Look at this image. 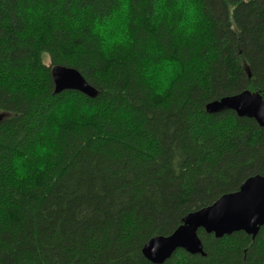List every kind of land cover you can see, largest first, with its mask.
Returning <instances> with one entry per match:
<instances>
[{"label": "trees", "instance_id": "obj_1", "mask_svg": "<svg viewBox=\"0 0 264 264\" xmlns=\"http://www.w3.org/2000/svg\"><path fill=\"white\" fill-rule=\"evenodd\" d=\"M198 2L195 47H179L166 23L154 26L155 0H130L132 45L105 58L89 29L74 32L68 21L77 8L90 9L91 22L116 0H0V264H151L146 243L264 176V129L232 111L206 112L244 91L264 99V0ZM29 9L43 14L30 23ZM154 44L207 68L156 97L139 72ZM54 66L76 69L99 95L55 94ZM69 98L96 113L59 120ZM198 236L205 257L178 250L164 264H264V227L254 240Z\"/></svg>", "mask_w": 264, "mask_h": 264}, {"label": "water", "instance_id": "obj_2", "mask_svg": "<svg viewBox=\"0 0 264 264\" xmlns=\"http://www.w3.org/2000/svg\"><path fill=\"white\" fill-rule=\"evenodd\" d=\"M249 77L251 74L247 70ZM54 93L77 91L88 98H96L99 91L87 83L73 68L55 66L51 71ZM233 111L239 118L255 120L264 128V99L258 93L244 91L226 96L206 105L209 115ZM6 115H0V123ZM264 226V176L248 178L240 189L219 198L212 206L188 214L182 225L167 237L150 240L143 249V255L152 264H164L172 255L182 249L191 255L205 257L198 231L214 234L220 239L237 232H245L254 240Z\"/></svg>", "mask_w": 264, "mask_h": 264}, {"label": "clouds", "instance_id": "obj_3", "mask_svg": "<svg viewBox=\"0 0 264 264\" xmlns=\"http://www.w3.org/2000/svg\"><path fill=\"white\" fill-rule=\"evenodd\" d=\"M129 5L130 0H116V7L107 15H97L91 22L87 18L90 9L73 8L75 19L68 21V27L74 32L88 28L90 38L96 42L99 52L107 58L116 50L128 49L132 45L128 27ZM154 8V26L166 23L179 47H195L201 42L202 20L198 0H172L171 5L169 0H155ZM42 14V9H29V22H34ZM206 68L207 65L199 60L185 66L180 60L166 56L164 50L154 44L146 50V58L140 66V82L152 95L164 98L187 73L196 77ZM74 110L76 119L81 121L92 118L97 111L88 104L76 109V101L69 98L56 110V116L63 121L65 118H72ZM46 151L47 149H42L40 154L44 155ZM22 164V160L15 161L21 176L24 175Z\"/></svg>", "mask_w": 264, "mask_h": 264}, {"label": "bare ground", "instance_id": "obj_4", "mask_svg": "<svg viewBox=\"0 0 264 264\" xmlns=\"http://www.w3.org/2000/svg\"><path fill=\"white\" fill-rule=\"evenodd\" d=\"M54 67H55V66H54ZM52 68H53V67H52ZM51 71H52V69H51ZM51 76H52V75H51ZM83 78H84V77H83ZM53 85H54V84H53ZM69 91H71V90H69ZM76 92H77V91H76ZM232 112H233V111H232ZM233 113H234V112H233ZM234 114H235V113H234ZM235 115H236V114H235ZM236 116H237V115H236ZM5 117H6V116H5ZM237 117H238V116H237ZM238 118H239V117H238ZM254 121H255V120H254ZM255 122H256V121H255ZM256 123H257V122H256ZM257 124H258V123H257ZM258 126H259V125H258ZM259 127H260V126H259ZM261 128H262V127H261ZM263 129H264V128H263ZM246 180H247V179H246ZM246 180H245V181H246ZM245 181H244V182H245ZM241 186H242V185H241ZM241 186H240V187H241ZM239 189H240V188H239ZM237 191H238V190H237ZM237 191H235V192H237ZM235 192H233V193H235ZM228 194H231V193H228ZM225 195H226V194H225ZM223 196H224V195H223ZM221 197H222V196H221ZM221 197H220V198H221ZM213 204H214V203H213ZM213 204H212V205H213ZM212 205H210V206H212ZM210 206H208V207H210ZM205 208H207V207H205ZM203 209H204V208H203ZM200 210H201V209H200ZM197 211H199V210H197ZM194 212H196V211H194ZM191 213H192V212H191ZM189 214H190V213H189ZM186 216H187V215H186ZM186 216H185V217H186ZM185 217H184V218H185ZM184 218H183V219H184ZM182 221H183V220H182ZM181 225H182V223H181ZM181 225H180V226H181ZM180 226H179V227H180ZM179 227H178V228H179ZM262 227H264V226H262ZM262 227H261V228H262ZM261 228H260V229H261ZM175 230H176V229H175ZM200 230H203V229H200ZM200 230H199V231H200ZM203 231H204V230H203ZM204 232H205V231H204ZM259 232H260V231H259ZM205 233H206V232H205ZM237 233H238V232H237ZM244 233H245V232H244ZM206 234H207V233H206ZM245 234H246V233H245ZM258 234H259V233H258ZM170 235H171V234H170ZM208 235H214V234H208ZM231 235H232V234H231ZM246 235H247V234H246ZM229 236H230V235H229ZM248 236H249V235H248ZM166 237H167V236H166ZM198 237H199V236H198ZM214 237H215V235H214ZM156 238H157V237H156ZM215 238H216V237H215ZM251 238H252V237H251ZM216 239H218V238H216ZM146 244H147V243H146ZM146 244H145V245H146ZM202 245H203V244H202ZM144 247H145V246H144ZM144 247H143V249H144ZM143 249H142V254H143ZM180 250H182V249H180ZM183 251H184V250H183ZM185 252H186V251H185ZM186 253H187V252H186ZM204 253H205V252H204ZM190 255H191V254H190ZM143 256H144V255H143ZM200 256H201V255H200ZM144 258H145V256H144ZM145 259H146V258H145ZM146 260H147V259H146ZM147 261H148V260H147ZM166 261H168V260H166ZM166 261H165V262H166ZM148 262H149V261H148ZM151 264H152V263H151Z\"/></svg>", "mask_w": 264, "mask_h": 264}, {"label": "rangeland", "instance_id": "obj_5", "mask_svg": "<svg viewBox=\"0 0 264 264\" xmlns=\"http://www.w3.org/2000/svg\"><path fill=\"white\" fill-rule=\"evenodd\" d=\"M45 65L49 67L51 65L50 59L48 57L44 58Z\"/></svg>", "mask_w": 264, "mask_h": 264}]
</instances>
